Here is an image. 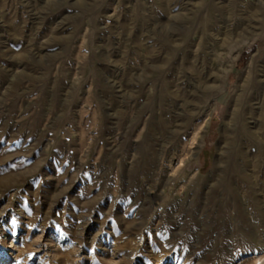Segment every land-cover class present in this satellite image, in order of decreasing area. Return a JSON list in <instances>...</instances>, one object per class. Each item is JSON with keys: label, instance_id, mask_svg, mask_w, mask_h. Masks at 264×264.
I'll return each mask as SVG.
<instances>
[{"label": "rangeland", "instance_id": "374dc122", "mask_svg": "<svg viewBox=\"0 0 264 264\" xmlns=\"http://www.w3.org/2000/svg\"><path fill=\"white\" fill-rule=\"evenodd\" d=\"M263 253L264 0H0V264Z\"/></svg>", "mask_w": 264, "mask_h": 264}, {"label": "bare ground", "instance_id": "6f19581e", "mask_svg": "<svg viewBox=\"0 0 264 264\" xmlns=\"http://www.w3.org/2000/svg\"><path fill=\"white\" fill-rule=\"evenodd\" d=\"M197 130V129H196ZM195 130V132H193V134L191 135V139H190V142H189V148H193L196 141H197V135H198V132ZM199 139V138H198ZM177 163L179 164H182V159L179 158L177 160ZM178 165V164H177ZM174 167V166H173ZM169 168H172L171 165H169ZM264 254V253H263ZM259 259H257V262H259L260 264H263L264 263V255H261L260 257H258ZM258 263V264H259ZM257 264V263H256Z\"/></svg>", "mask_w": 264, "mask_h": 264}, {"label": "trees", "instance_id": "16d2710c", "mask_svg": "<svg viewBox=\"0 0 264 264\" xmlns=\"http://www.w3.org/2000/svg\"><path fill=\"white\" fill-rule=\"evenodd\" d=\"M245 55H246V52H243V57H242V58H244V57H245Z\"/></svg>", "mask_w": 264, "mask_h": 264}]
</instances>
